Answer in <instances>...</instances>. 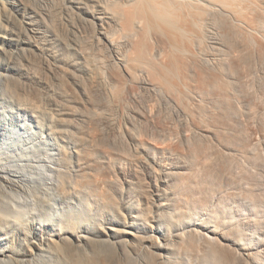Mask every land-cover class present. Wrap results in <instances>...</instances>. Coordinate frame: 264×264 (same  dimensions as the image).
<instances>
[{"label":"bare ground","instance_id":"1","mask_svg":"<svg viewBox=\"0 0 264 264\" xmlns=\"http://www.w3.org/2000/svg\"><path fill=\"white\" fill-rule=\"evenodd\" d=\"M137 1L0 0V264H227L230 262L227 261L226 251L235 253L240 264H264L263 221L258 223L260 209L258 211L255 204L244 202L245 199H237L233 195L235 192L229 191L231 187L224 188L221 183V188L209 186L216 187L217 191L220 189L219 192L214 193V188H210L212 192L206 193L201 188L203 184H199L198 178L195 179L193 175L199 172L198 165L189 160V155L185 156L184 145H188L192 138L210 140L214 145L212 150L218 152L215 155L236 153L234 148L228 146L229 143L224 145L221 142L217 129L192 127L181 105L178 106L180 109L175 108L166 95H163L162 101L175 115L179 127H161L160 120L155 119L157 115L154 117L147 107H142L127 115L125 131L120 128L123 124L119 123L116 115L119 112L116 113L114 95L123 84V79L128 81L135 75L131 74V71H135L131 70L128 57L131 58L132 53H129L139 44L132 45L135 43L131 41L133 37L118 40L119 34L125 30V19L121 15L123 12L116 13V6L136 5ZM159 1L153 0L150 4H154L152 7L155 6L154 11L157 9L156 13L158 10L167 13L166 20L174 9V1L192 7L196 13L198 10L210 11V16L203 21L205 29L202 27L207 33L208 50L198 48L201 49L202 60L211 67L221 66L224 63L223 55L227 52L215 16L225 17L242 30L254 35L258 33L262 41L264 39V0H258L262 7L255 0ZM182 5L180 8L183 10ZM253 6L261 9H256L257 12L252 15L250 10L251 16H248L247 12ZM112 7H116L117 11ZM179 12L174 14L179 15ZM133 13L128 12L127 19L137 14ZM185 13L180 12L182 15L176 16V20L181 18L180 26L177 25L179 20L176 26L181 29L183 25L184 32L191 30L188 27L196 29L191 23L188 27L181 23L190 22L193 16V13L190 15L187 12L189 18ZM74 18L79 23H75L77 20ZM132 18L128 20L131 22L135 19ZM180 29L179 32L182 31ZM174 36L171 35L169 41ZM174 41L178 42V37ZM180 45L183 46L182 43ZM173 46L176 47V44ZM102 48L109 53L108 62L99 53L103 51ZM139 73L136 74V77L140 75L139 86L150 95H157L160 89L153 85L152 79H148L144 69ZM129 81V84L126 82L127 87L134 83L133 78ZM209 82L214 84V80ZM128 88L125 87V90ZM93 89L101 98L98 103L92 101L90 92ZM132 92L128 91L130 99L137 100ZM191 93L187 91L186 94ZM195 94L189 98L201 101L199 98L202 97ZM93 120L104 125L99 128L95 122L101 129L102 134H98L103 136L102 139H98V131L89 127ZM145 122L150 124V132H146L148 127L145 133L140 130L142 128L136 127L137 124L146 125ZM102 140H106L103 141L105 145L99 142ZM121 145H125L126 149Z\"/></svg>","mask_w":264,"mask_h":264},{"label":"rangeland","instance_id":"2","mask_svg":"<svg viewBox=\"0 0 264 264\" xmlns=\"http://www.w3.org/2000/svg\"><path fill=\"white\" fill-rule=\"evenodd\" d=\"M60 1V0H59ZM140 1V2H139ZM137 1V4L135 5V3L131 6H127V7H124V6H116V7H112V9L116 10L115 12L118 13V14H121L122 12V16H123V22L127 23L128 26H126V23L124 24L123 23V28H125V30L127 31H123L122 34H119L120 35V39L118 40H121L122 37L123 38H132L133 39L131 40L133 46L137 45V43L139 44V46L137 45L135 48L133 47V52L131 51L129 54H131V58L128 57L130 59V64L132 67H131V70L135 71V72H132L131 71V74L132 76L134 75L133 73H135L134 77H136L139 73V71H141V69L146 72L147 74V77L148 79H152L150 80L154 86H156L158 89H160V92L157 93V95H154L152 96V94L150 95L149 92H147L145 89L141 88L139 86V84L137 82H139L140 78L139 76L133 78V81L134 83H131L130 85L132 86H128L129 88L131 87V89H129L127 87V84L126 82L129 84L131 81L129 80H132V78H129V82L127 81V79H123L121 81H123V84L125 86H123V84H121L119 90H117L118 92L114 95L115 98V104H117V107H116V113L119 112V114H116L118 117V120L120 121L119 123L120 124H123L122 126L119 124V126H121L120 128H124L123 131H125V128H126V124L127 123V115H130V113H133L134 110H137V109H142L143 108H146L148 109V111L152 112L153 116L155 117L156 115V118L159 122H160V126L161 127H164V128H168L170 126V128H174V127H177L178 126V122L176 121L177 119L175 117V115H173V113L171 114V110L169 109V107H167V105L165 104V102H163V95L166 97V99H169L170 103H172V106H174L175 108H179L181 107V110H183L187 116H188V119H189V122L190 124L192 125V127L194 128H198V129H201V128H211V129H217V131H219V134L220 137H221V142L224 144V145H227L228 143V146L234 148L236 150V153L232 154V155H223V154H216L215 155V152L213 151L214 150V145L211 144L212 142L210 140L207 139L206 141V138H195V139H191L190 142H188L187 144L188 145H184V150L186 149V151L184 152L185 153V156H188L189 160L190 161H193L192 163L196 164V166L198 165L199 169L197 171L199 172H196L197 174H193L195 175V179L198 178V183L199 184H203L201 188H203V190L207 193V192H210L212 187H209V186H214L216 185L217 188L220 187V185L222 184V186H228V187H231L229 191H232V192H235L233 195H236L237 196V199H242L241 201H243L244 199V202L246 201L247 203H251V204H255V206H257V209L259 211L260 209V217L262 218H259L258 219V223L260 221H263L262 222V225L264 227V39L262 41L261 39V36L254 35V33L252 34V32H248L247 30H242V28L237 24H234V23H231L228 21V19H225V17H219V15H217L218 17L215 16V19H217L215 22H216V25H219L218 28H219V31L222 32L221 35L223 36V41L224 42V45L226 46L225 47V52L227 50L226 53H224L225 55H223V64L220 66L217 65L213 67H211V65L209 64H206V62H204L202 60V55H201V50H208L206 48H208V39L206 38V31L203 30V28L205 29V25H204V22L205 20H207V18L210 16V11L206 10V11H202V10H198L199 12L196 13L192 7L189 8L188 5L186 4H183L182 2H178V1H174L175 4L172 3V7L174 9H172L173 11V16H172V11L170 12L171 14L169 15V19L167 18L166 20V16H167V13L166 14H163L161 11L156 13V10L154 11V7H152L153 5H151L150 3H153L151 1L153 0H149L146 2V0H139ZM142 1V2H141ZM162 0H160L159 2L161 3ZM165 1V0H164ZM169 1V0H168ZM256 2L258 0H255ZM145 2V3H143ZM149 2V3H148ZM156 2V0H155ZM158 2V0H157ZM178 2V3H177ZM140 3V4H139ZM148 3V4H146ZM160 3H155V4H160ZM183 5H182V4ZM260 2L258 1L257 4L261 5V3L259 4ZM144 4V5H142ZM177 4V5H176ZM183 6V10L180 8L181 5ZM137 5H138V8H137ZM142 5V6H141ZM188 6V8L185 10L184 7ZM136 6V7H135ZM140 6V7H139ZM148 6V7H146ZM150 6V7H149ZM179 6V7H178ZM128 7L130 8V10H128ZM146 7V8H144ZM152 7V8H151ZM254 7V6H253ZM125 8V9H124ZM135 8V9H133ZM137 8V9H136ZM143 10H142V9ZM176 8V9H175ZM259 8V11H260V7H257L256 9ZM123 11H122V10ZM141 11H140V10ZM147 9V10H146ZM151 9V10H149ZM180 9V10H178ZM193 12H192V10ZM254 8H250L249 11L247 12L249 15L248 16H251L252 14H255L254 12H257ZM120 10V12H119ZM127 12H126V11ZM134 10V13L133 11ZM175 10V11H174ZM177 10V11H176ZM251 10V12H250ZM133 14H137L135 16H133V20H128L130 18L127 19V16L129 15V13L131 12ZM143 11V12H142ZM149 11V13H148ZM152 13H151V12ZM186 12V16L189 14H187V12H190V15L192 14L193 16L189 17L190 15H188L187 17L191 18L190 22L187 21V23H185L186 21H182L181 23L184 22V26H189L190 23L192 24V26L196 29H193L192 27H188L189 29H193L192 32L191 30L189 31H183L182 27L180 29V21L179 19L181 18H178L179 20V26H176V20L177 17H180V12ZM201 11V12H200ZM124 12L126 15V17L124 16ZM140 15H139V13ZM142 12V13H141ZM174 12L178 13L179 12V15L177 14H174ZM144 13V14H143ZM154 13H156L154 15ZM163 14V15H160L159 14ZM205 13V14H204ZM208 13V14H207ZM251 13V15H250ZM149 14V15H147ZM195 14V15H194ZM198 14V15H197ZM204 14V15H202ZM207 14V15H206ZM139 15V16H137ZM144 15V16H143ZM154 15V16H153ZM158 15V16H157ZM175 15V16H174ZM200 15V18H198V16ZM153 16V17H152ZM156 16V17H155ZM173 19H170L171 17ZM207 16V18H206ZM141 17H145V19L141 18ZM152 17V18H151ZM157 17H160V18H157ZM162 17V18H161ZM164 17V18H163ZM168 17V16H167ZM175 17V18H174ZM196 19H195V18ZM139 18V21L138 19ZM156 18V19H155ZM202 18V19H201ZM175 19V20H174ZM195 19V20H194ZM200 19V20H199ZM220 19V20H219ZM223 19V20H221ZM74 20H77V18ZM134 20L136 22H134ZM147 20V21H145ZM152 20L155 22H152ZM157 20V21H156ZM161 21V24H160V21ZM163 20H166V22H162ZM170 20V23L169 21ZM171 20H173V22H171ZM189 20V19H188ZM194 20V22L192 21ZM199 20V21H197ZM221 21V22H220ZM75 23H79L78 20L77 21H74ZM130 22V23H129ZM133 22V24H132ZM141 22V23H140ZM149 22V23H148ZM156 22L158 24H156ZM167 22L169 23V25H167ZM193 22V23H192ZM198 24H197V23ZM219 24H218V23ZM136 23V24H135ZM139 23V24H138ZM144 23V24H143ZM154 23L155 26L152 24ZM167 26H169L168 28L165 26V24ZM194 23H196L197 25H195ZM201 23V24H200ZM138 24V25H137ZM140 24L142 25L141 27L143 29H141ZM173 26V28H176L177 31L173 28H170L171 25ZM187 24V25H186ZM221 24V25H220ZM125 25V26H124ZM131 25V26H130ZM145 25L146 28H145ZM153 25V26H152ZM159 25V26H158ZM164 25V26H162ZM199 25V26H198ZM235 25V26H234ZM134 26V27H133ZM138 26V27H137ZM151 26L153 28H151ZM223 26V27H222ZM235 28H233V27ZM149 27V28H148ZM155 27V28H154ZM158 27V28H156ZM165 27V28H164ZM179 27V28H177ZM201 27V28H199ZM203 27V28H202ZM133 28V29H132ZM138 28V29H137ZM146 30H145V29ZM148 28V29H147ZM151 28V29H150ZM167 28V29H166ZM171 30H170V29ZM221 28V29H220ZM231 28V29H230ZM233 28V29H232ZM60 29V27H59ZM131 29V30H130ZM137 29V30H135ZM140 29V30H139ZM155 29V30H154ZM163 29V31H162ZM173 29V30H172ZM179 29L181 32H179ZM241 29V31H240ZM61 30V29H60ZM134 30V32H133ZM150 30V32H149ZM152 30V32H151ZM154 30V31H153ZM158 30V31H157ZM166 30V31H165ZM168 30V31H167ZM175 30V31H174ZM196 30V31H195ZM199 30V31H198ZM201 30V31H200ZM203 30V31H202ZM137 31H139L138 33H136ZM145 31V32H144ZM148 31V32H147ZM156 31V32H155ZM160 31V32H159ZM164 31L166 32V34L164 33ZM170 31L173 33V31L178 35V36H174L173 34L170 33ZM195 31V32H194ZM198 31V32H197ZM229 31V32H228ZM232 31V32H231ZM244 33H243V32ZM132 32V33H131ZM143 32V33H142ZM159 32V33H158ZM168 32V33H167ZM188 32V33H187ZM197 32V33H196ZM124 33V34H123ZM164 33V34H163ZM179 33L185 35V38L183 35H180ZM192 35H190V34ZM201 33V34H200ZM203 33V34H202ZM206 33V34H205ZM243 33V34H242ZM246 33V34H245ZM249 35H248V34ZM128 34V35H127ZM132 36H131V35ZM147 34V35H146ZM157 34V35H156ZM169 34V35H168ZM189 36H188V35ZM194 34V35H193ZM251 34V35H250ZM122 35V36H121ZM125 35V36H123ZM127 35V36H126ZM136 35V36H135ZM138 35V36H137ZM141 35V36H140ZM150 35V36H149ZM154 35V36H153ZM163 35V36H162ZM166 35V36H164ZM174 36V38L169 41V38H172L171 37ZM198 35V36H197ZM203 35V36H202ZM254 35V36H253ZM135 36V37H134ZM183 36V37H182ZM205 36V37H204ZM141 39H139V38ZM147 37V38H146ZM152 37V38H151ZM163 37V38H162ZM178 37V42L176 43L174 40L175 38L177 39ZM191 37V39H190ZM195 37V39H194ZM225 37V39H224ZM243 39H242V38ZM246 37V38H244ZM250 37V38H249ZM118 38V37H117ZM182 38V40H184V42L182 40H180ZM203 38V39H201ZM206 38V39H205ZM229 38V39H228ZM232 38V40H231ZM259 38V39H258ZM144 39V40H142ZM164 41H163V40ZM197 39V40H196ZM235 39V40H234ZM253 39V40H252ZM261 39V40H260ZM157 40V41H156ZM161 40V41H160ZM238 40V41H237ZM134 41V42H133ZM139 41L141 43H139ZM149 41V42H148ZM173 41V42H172ZM193 41V42H192ZM236 41V42H235ZM249 41V42H248ZM144 42V43H143ZM186 42V43H185ZM203 42V43H202ZM244 42V43H243ZM262 42V43H261ZM183 44L180 45V44ZM198 43V44H196ZM226 43V44H225ZM236 43V44H235ZM251 43V44H250ZM142 44V45H140ZM173 44L175 45L176 44V47L173 46ZM185 44V45H184ZM191 44V45H190ZM201 44H202V47H201ZM153 45V46H152ZM169 47H168V46ZM187 45V47H186ZM190 45V46H188ZM197 45V46H195ZM200 45V46H199ZM206 45V46H205ZM227 45H230L229 47ZM236 45V46H235ZM145 46V47H144ZM181 46V47H179ZM194 46V47H193ZM259 46V47H258ZM140 47V49H139ZM174 47V48H172ZM179 47V48H178ZM200 47V48H198ZM205 47V48H204ZM142 48V49H141ZM160 48H161V51H160ZM182 48V49H181ZM245 48V49H244ZM251 48V49H250ZM103 49V48H102ZM132 49V48H131ZM134 49H135V53H134ZM139 49V50H138ZM176 50H179L178 52L175 51ZM144 50V52H143ZM194 50V52L192 51ZM239 50V51H238ZM147 51V52H146ZM184 51V52H183ZM238 51V52H237ZM243 51L245 53H243ZM249 51V52H247ZM103 52V53H102ZM108 51L105 49H103V51H99V53H101L103 56L102 58L103 59H106L105 61H109V58L110 56L108 55L109 53H107ZM140 52V53H139ZM161 52V54H160ZM167 52V53H165ZM189 52L190 53V56H189ZM235 52V53H234ZM255 52V53H254ZM140 56H139V54ZM146 53V54H145ZM160 55H159V54ZM170 53V54H169ZM174 53V55L172 54ZM179 53V54H178ZM185 53V54H183ZM233 53V54H232ZM238 53V54H237ZM243 53V54H242ZM251 53V55H249ZM128 54V56H130ZM143 54V55H142ZM193 54V55H192ZM106 55V57H105ZM156 55V57H155ZM171 55V56H170ZM173 55V56H172ZM181 55V56H180ZM184 55V56H183ZM186 55V56H185ZM188 55V56H187ZM238 55V56H237ZM253 55V56H252ZM135 58H134V57ZM137 56V57H136ZM144 56V57H143ZM163 56V57H162ZM180 56V57H179ZM197 56V57H196ZM228 56V57H227ZM133 57V58H132ZM159 57V58H158ZM167 57V58H166ZM176 57H178V59L176 60ZM185 59H184V58ZM155 58V59H154ZM164 58V59H163ZM171 58V60H170ZM175 58V60H174ZM181 58V59H180ZM193 58V59H192ZM232 58V60H231ZM254 58V59H253ZM262 58V59H261ZM132 59V60H131ZM134 59V60H133ZM138 61H137V60ZM140 59V60H139ZM180 59V60H179ZM226 59V60H225ZM235 59V60H234ZM163 60V61H162ZM182 60V61H181ZM187 60V61H186ZM193 60V61H192ZM201 60V61H199ZM228 61V63L225 61ZM107 61V62H108ZM132 61V62H131ZM134 61L136 62V64L134 63ZM152 63H151V62ZM169 61V62H168ZM171 61V62H170ZM179 61V62H177ZM186 61V62H185ZM206 64H204L203 62ZM140 64H139V63ZM146 62V63H145ZM156 62V63H155ZM159 62V64H158ZM164 62V63H163ZM167 62V63H166ZM174 64H173V63ZM172 63V64H171ZM187 63V64H186ZM189 63V64H188ZM145 64V65H143ZM172 66H171V65ZM177 64V66H175ZM179 64V65H178ZM182 64V66H180ZM204 64V65H203ZM135 65V66H134ZM157 65V66H156ZM161 65V66H160ZM198 65V66H197ZM209 65V66H208ZM228 65V66H227ZM235 65V66H233ZM257 65V66H256ZM143 66V67H141ZM153 66V67H152ZM166 66L164 69L163 67ZM171 66V67H170ZM180 66V68H179ZM139 67V68H138ZM162 69H161V68ZM178 67V69L176 68ZM190 67V68H189ZM256 67V68H255ZM134 68V69H132ZM148 68V69H147ZM151 68L153 69V71L151 70ZM160 68V71L158 70ZM169 68V69H168ZM173 68V69H172ZM176 68V69H175ZM186 68V69H185ZM216 68V70H215ZM222 68V69H221ZM232 68V69H231ZM139 69V70H138ZM147 69V70H146ZM175 69V71H174ZM181 69V71H180ZM137 70V72H136ZM156 70V71H154ZM168 70V71H167ZM172 70V71H171ZM196 70V71H195ZM205 70V71H204ZM153 73H152V72ZM164 72H167V73H164ZM174 72V73H173ZM190 72V73H189ZM164 73V74H162ZM209 73V74H208ZM217 73V74H216ZM226 73V74H225ZM137 74V75H136ZM155 74V75H154ZM161 74V75H160ZM171 74V75H170ZM174 74V75H173ZM181 74V75H180ZM200 74V75H199ZM159 77H158V76ZM166 75V76H165ZM179 75V76H178ZM195 77H194V76ZM204 75V76H202ZM210 75V76H209ZM220 75V76H219ZM234 75V76H233ZM259 75V76H257ZM156 82H154V79ZM156 76V77H155ZM165 76V77H164ZM196 78V79H193L192 78ZM199 76V77H198ZM216 76V77H215ZM168 77V78H167ZM202 77V78H201ZM203 77H206V78H203ZM213 77V79L211 78ZM223 77V78H221ZM229 77V78H228ZM235 77V78H234ZM170 78V79H169ZM173 80H172V79ZM186 78V79H184ZM189 78V79H188ZM200 78V79H199ZM218 78V79H217ZM240 78V79H238ZM259 78V79H258ZM136 79V80H135ZM166 79V80H165ZM176 79V80H175ZM203 79V80H202ZM206 80V83L204 82ZM209 79V80H208ZM217 79L218 83L216 82ZM233 79V80H232ZM160 80V84L158 83V81ZM165 80V81H163ZM186 80V81H185ZM200 80V81H199ZM210 80H214V84L213 82H209ZM225 80V82H224ZM228 80V82H227ZM230 80V81H229ZM168 83H167V82ZM184 81V82H183ZM190 81V82H189ZM196 81V82H195ZM199 81V82H198ZM203 81V83H202ZM209 83H208V82ZM221 81V82H219ZM243 81V82H242ZM163 82H166L165 84ZM188 82V83H187ZM235 82V83H234ZM157 83V84H156ZM193 85H192V84ZM212 83V84H211ZM222 87H220V85ZM224 83V84H223ZM135 84V85H134ZM162 84V85H161ZM164 84V85H163ZM173 84V85H172ZM181 86H180V85ZM201 86H199V85ZM207 86H206V85ZM223 84V85H222ZM227 84V86H225ZM158 85H161V86H158ZM187 85V86H186ZM197 85V86H196ZM211 85V86H210ZM216 85V86H215ZM230 85V86H228ZM167 86V87H166ZM180 86V87H179ZM184 86V87H183ZM190 86V87H189ZM214 86V87H213ZM218 86V88H217ZM125 87L126 89L128 88V90L126 91L125 90ZM134 87V88H132ZM162 87V88H161ZM165 87V88H164ZM187 87V88H186ZM205 89H204V88ZM185 88V89H184ZM190 88V89H189ZM203 88V89H202ZM212 88V89H211ZM220 88V90H219ZM222 88H223V91H222ZM227 88V89H225ZM167 89V90H166ZM170 89V90H169ZM182 89V90H181ZM196 89V90H195ZM217 89V90H216ZM131 90L132 93H134L135 97L137 100H131L130 99V94H128V91ZM172 90V91H171ZM188 93L192 92L191 94H186L187 91ZM216 90V91H215ZM230 90V91H229ZM123 91V92H122ZM125 91V93H124ZM167 91V92H166ZM174 91V92H173ZM176 91V92H175ZM180 91V92H178ZM186 91V92H185ZM190 91V92H189ZM195 91V92H194ZM208 91V92H207ZM231 92V93H230ZM91 98H92V101H96L95 103H98L99 100H101V98L98 97V93L96 92V90H92L91 92ZM119 93V94H118ZM175 93V94H174ZM181 93V94H179ZM197 94L199 95L201 98H199V100L201 101H196V100H193L189 97H193L192 94ZM221 95H220V94ZM226 93V94H225ZM123 94V95H122ZM195 94V95H196ZM238 94V95H237ZM161 95H162V98H161ZM182 95V96H181ZM191 95V96H190ZM194 95V96H195ZM230 95V96H229ZM128 96V97H127ZM152 96V97H151ZM156 96V97H155ZM160 96V97H159ZM187 96V97H186ZM224 96V97H223ZM125 97V98H124ZM124 98V99H123ZM127 98V99H126ZM158 98V99H157ZM121 99V100H119ZM184 99V100H183ZM186 99V100H185ZM189 99V100H188ZM204 99V100H203ZM122 101V102H121ZM155 101V102H154ZM157 101V102H156ZM165 101V100H164ZM188 101V102H187ZM229 101V102H228ZM121 102V103H120ZM160 102V103H159ZM196 102V104H195ZM128 103V104H127ZM134 103V104H133ZM182 103V104H180ZM200 103V104H199ZM241 103V104H240ZM121 104V105H120ZM249 104V105H248ZM133 105V106H132ZM146 105V106H145ZM177 105V106H176ZM181 105V106H180ZM125 106V108L123 107ZM180 106V107H178ZM191 106V107H190ZM210 106V107H209ZM250 106V107H249ZM186 107V108H185ZM195 107V108H194ZM149 108L151 110H149ZM188 108V109H187ZM201 108V109H200ZM205 108V109H204ZM239 108V109H238ZM131 109V110H130ZM167 112H166V110ZM220 109V110H219ZM222 109V110H221ZM231 109V110H230ZM133 110V111H132ZM153 110V111H152ZM170 110V111H169ZM209 110V111H208ZM234 110V111H233ZM242 110V111H241ZM249 112V113H248ZM253 112V113H252ZM168 113V114H167ZM236 113V114H235ZM256 113V114H255ZM123 116H122V115ZM190 114V115H189ZM201 114V115H200ZM203 114V115H202ZM168 115V116H167ZM173 115V116H172ZM193 115V116H192ZM216 115V116H215ZM239 115V116H238ZM126 116V117H124ZM191 116V117H190ZM195 116V117H194ZM124 117V118H123ZM198 117V118H197ZM123 120H121V119ZM126 118V120H125ZM169 118V119H168ZM202 118V119H201ZM220 118V119H219ZM223 118V119H222ZM167 119V120H166ZM193 119V120H192ZM239 120V121H238ZM250 120V121H249ZM258 120V121H257ZM121 121H124L123 123H121ZM126 121V122H125ZM166 121V122H165ZM172 121V122H171ZM94 122V124H93ZM98 123V126L99 128L102 127L103 123L100 122L97 120H93L91 121V124L89 125L90 129L93 128L94 131H98L96 133V135L100 132L101 133V129L98 128L97 124ZM164 122V123H163ZM176 122V123H175ZM214 122V123H213ZM217 122V123H216ZM146 123V122H145ZM125 124V125H124ZM170 124V125H167ZM176 126H175V125ZM225 124V125H224ZM101 125V126H100ZM138 125V126H137ZM136 127L138 129H140L142 132L146 131L147 127V131L146 132H150V124L149 123H146V125H144V123L142 124H137ZM141 125V126H139ZM196 125V126H195ZM200 125V126H199ZM233 125V126H232ZM238 125V126H237ZM92 126V127H91ZM104 126V125H103ZM223 126V127H222ZM97 127V128H96ZM146 127V128H145ZM179 127V126H178ZM227 128V129H226ZM99 129V130H97ZM175 129V128H174ZM178 129V128H177ZM176 129V130H177ZM92 130V129H91ZM261 130V131H260ZM222 132V133H221ZM99 133V134H100ZM145 133V132H144ZM143 133V134H144ZM97 135L98 139H102V135ZM102 134V133H101ZM227 134V135H226ZM223 135V136H222ZM233 135V136H232ZM247 135V136H246ZM101 136V137H100ZM231 137V138H230ZM243 138V139H242ZM200 139V140H199ZM224 139V140H223ZM233 139V140H232ZM193 140V141H192ZM195 140V141H194ZM223 140V141H222ZM261 140V141H260ZM103 141H106V140H102V141H99L100 143H102ZM192 141V142H191ZM205 141V142H204ZM211 142V143H210ZM105 142L102 143V145H105L104 144ZM195 143V144H194ZM204 143V144H203ZM245 143V144H244ZM260 143V144H259ZM208 144V145H207ZM192 145V146H191ZM206 145V146H205ZM212 145H213V148H212ZM233 145V146H232ZM124 146V147H123ZM198 146V147H197ZM236 146V147H235ZM247 146V147H246ZM261 146V147H259ZM121 147H123V149L125 147V145H121ZM190 147V149H189ZM206 148V149H205ZM208 148V149H207ZM210 148V150H209ZM124 149V150H125ZM213 149V150H212ZM241 149H242V152H241ZM202 150V151H201ZM208 150V151H207ZM240 150V151H239ZM250 150V151H249ZM197 153H196V152ZM205 151V152H204ZM126 152V151H125ZM202 152V153H201ZM212 152V153H211ZM214 152V154H213ZM239 152V153H238ZM187 153H190V154H187ZM200 153V154H199ZM218 153V152H216ZM238 153V154H237ZM260 153V154H259ZM187 154V155H186ZM214 157L216 158H213V155ZM245 156H244V155ZM198 155V156H197ZM210 155V156H209ZM220 155V156H218ZM222 156V157H221ZM225 156V157H224ZM235 156V157H234ZM199 157V158H198ZM212 157V158H211ZM196 158V159H194ZM234 158V159H233ZM192 159V160H191ZM199 159V160H198ZM204 159V160H203ZM208 159V160H207ZM209 159H211L209 161ZM218 162H217V161ZM227 160V161H226ZM216 163H214V162ZM199 162V164H198ZM204 162V163H203ZM206 162H209L208 164ZM234 162V163H233ZM203 163V165H205V168L204 166L201 164ZM211 163V164H210ZM227 163V164H226ZM236 163V164H235ZM222 164V165H221ZM202 165V166H201ZM212 167H211V166ZM234 165V166H233ZM257 166V167H256ZM208 167V168H207ZM221 167V168H220ZM201 168V169H200ZM231 168V169H230ZM217 169V170H216ZM222 169V170H221ZM235 169V170H234ZM238 169V170H237ZM208 170V171H207ZM251 170V171H250ZM201 171V172H200ZM231 171V172H230ZM255 171V172H254ZM257 171V172H256ZM203 172V173H202ZM206 174H205V173ZM199 173V174H198ZM220 173V174H219ZM228 173V174H227ZM205 174V175H204ZM211 174V175H209ZM192 175V177H193ZM214 175V176H213ZM191 176V175H190ZM197 176V177H196ZM205 176V178H203ZM210 176V177H209ZM221 176V178H220ZM223 176V177H222ZM231 176V177H230ZM200 177V178H199ZM208 177V178H207ZM203 178V179H202ZM233 178V179H232ZM203 180V181H202ZM205 180V181H204ZM209 180V181H208ZM213 180V181H212ZM216 180V181H215ZM225 180V181H224ZM229 180V181H228ZM208 181V182H207ZM215 181V183H214ZM212 183V184H208V183ZM206 183V184H205ZM221 183V184H220ZM208 184V186H206ZM226 184V185H224ZM229 184V185H228ZM205 185V187H204ZM208 189H204L206 188ZM214 188V187H213ZM212 188V189H213ZM217 188L215 187L214 189L216 190H212L214 193L216 192H219L220 189H218L219 191H217ZM221 188V187H220ZM260 188V189H259ZM211 191V192H212ZM237 192V193H236ZM241 194V195H240ZM241 196V197H240ZM247 198V199H246ZM249 201V202H248ZM260 201V202H259ZM255 202V203H254ZM261 206V207H260ZM260 207V208H259ZM261 224V223H259ZM228 251H226L225 255L226 257L228 256L227 260L228 262H230L231 264L234 263V261L236 263L234 264H240V260H238V256H234L236 255L235 253H227ZM230 255V257H229ZM224 257V256H223ZM234 257V258H233ZM234 260H232V259ZM237 258V259H236ZM231 259V260H230ZM226 262V260H225ZM227 263V262H226ZM230 263H227V264H230ZM225 264V263H224Z\"/></svg>","mask_w":264,"mask_h":264}]
</instances>
